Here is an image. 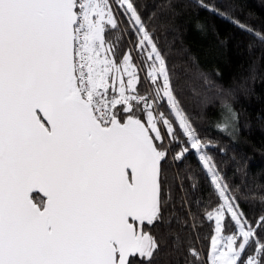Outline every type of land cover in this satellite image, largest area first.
<instances>
[{
	"label": "snow or ice",
	"instance_id": "6c2138e0",
	"mask_svg": "<svg viewBox=\"0 0 264 264\" xmlns=\"http://www.w3.org/2000/svg\"><path fill=\"white\" fill-rule=\"evenodd\" d=\"M116 4L136 33L147 95L132 51L121 58L106 38L118 27L110 0H0V264L152 259L158 245L144 225L161 214V122L177 140L160 101L219 196L205 215L213 224L207 264H264V216L254 227L228 198L133 3Z\"/></svg>",
	"mask_w": 264,
	"mask_h": 264
},
{
	"label": "trees",
	"instance_id": "16d2710c",
	"mask_svg": "<svg viewBox=\"0 0 264 264\" xmlns=\"http://www.w3.org/2000/svg\"><path fill=\"white\" fill-rule=\"evenodd\" d=\"M110 2L118 27L106 38L121 58L132 51L140 68L139 91L147 95L151 88L144 82V57L135 51L136 33L116 0ZM131 2L165 60L174 96L204 145L202 153L215 165L228 198L255 227L264 216V41L257 36H264V0ZM159 111L172 123L177 140L169 141L161 122L167 153L161 162V214L153 225H144L158 246L150 261H130L207 264L213 224L205 215L219 207V196L166 101L159 102ZM138 116L144 120L143 113ZM182 147L190 150L178 160ZM226 222L230 234L234 225L230 217ZM258 232L264 239V230ZM190 249L200 254L198 262ZM248 254L255 253L249 249Z\"/></svg>",
	"mask_w": 264,
	"mask_h": 264
},
{
	"label": "rangeland",
	"instance_id": "374dc122",
	"mask_svg": "<svg viewBox=\"0 0 264 264\" xmlns=\"http://www.w3.org/2000/svg\"><path fill=\"white\" fill-rule=\"evenodd\" d=\"M126 79V78H125ZM161 132H162V135L164 136V131H162L161 130ZM213 234V233H212ZM210 244H211V239H210V243H209V249H208V251H207V257H208V253H209V251H210ZM207 257H206V259H207Z\"/></svg>",
	"mask_w": 264,
	"mask_h": 264
},
{
	"label": "water",
	"instance_id": "95a60500",
	"mask_svg": "<svg viewBox=\"0 0 264 264\" xmlns=\"http://www.w3.org/2000/svg\"><path fill=\"white\" fill-rule=\"evenodd\" d=\"M33 194H38L39 196H41V195H42V194H40V193H33ZM130 258H133V257H130ZM130 258H129V259H130Z\"/></svg>",
	"mask_w": 264,
	"mask_h": 264
},
{
	"label": "built area",
	"instance_id": "2783aa9c",
	"mask_svg": "<svg viewBox=\"0 0 264 264\" xmlns=\"http://www.w3.org/2000/svg\"><path fill=\"white\" fill-rule=\"evenodd\" d=\"M160 128L162 129V124H160Z\"/></svg>",
	"mask_w": 264,
	"mask_h": 264
}]
</instances>
